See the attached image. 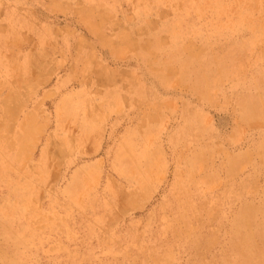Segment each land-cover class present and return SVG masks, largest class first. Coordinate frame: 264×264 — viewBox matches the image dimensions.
<instances>
[{"label": "rangeland", "instance_id": "374dc122", "mask_svg": "<svg viewBox=\"0 0 264 264\" xmlns=\"http://www.w3.org/2000/svg\"><path fill=\"white\" fill-rule=\"evenodd\" d=\"M0 264H264V0H0Z\"/></svg>", "mask_w": 264, "mask_h": 264}]
</instances>
